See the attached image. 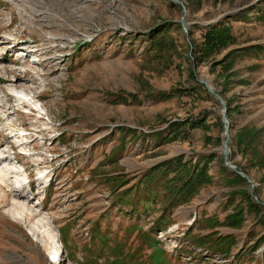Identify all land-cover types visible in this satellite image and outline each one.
<instances>
[{"label":"rangeland","instance_id":"374dc122","mask_svg":"<svg viewBox=\"0 0 264 264\" xmlns=\"http://www.w3.org/2000/svg\"><path fill=\"white\" fill-rule=\"evenodd\" d=\"M29 44L37 61L10 57ZM263 47L264 0H0V152L25 198L1 199L0 264H264ZM5 126L36 135L30 155ZM178 158L188 173L154 170ZM13 203L47 219L58 263Z\"/></svg>","mask_w":264,"mask_h":264},{"label":"bare ground","instance_id":"6f19581e","mask_svg":"<svg viewBox=\"0 0 264 264\" xmlns=\"http://www.w3.org/2000/svg\"><path fill=\"white\" fill-rule=\"evenodd\" d=\"M26 57H28V56H25V58L23 60H25ZM4 70L7 71L6 69H4ZM25 80H26L25 76H22L20 71H19V73L15 74L13 76V78L7 79L6 81L9 82L8 83V85H9L8 88L9 89L11 88V89H14V90H23V91L26 92L27 90H26V85H25V82H24ZM30 88L31 87H29L28 90H30ZM16 98H20V97L16 96ZM20 99H22V98H20ZM24 100L25 99H22V101H21L22 105L25 104L26 102H31L30 99H29V101H26V102ZM26 104H28V103H26ZM31 104H33V102L30 103V105ZM4 105L5 104H3V102L0 99L1 108ZM28 112L30 114L33 113V112H31L30 109H29ZM8 117H9V114L6 117V119ZM37 118H39V117H37ZM10 138L12 139L11 142H13L14 145L16 146L14 148L18 151V152H16L15 156H17V157L18 156L19 157L20 156L21 157H27L28 155H30V153L27 154V152H28L27 147L29 145L28 138H26V137H18V136H12ZM31 140H33V139H31ZM9 148H11L13 150V148L11 146H9ZM1 151L2 152H0V185H2L1 186L2 188H0V202H2L1 201L2 198L3 199H7V196L10 197L8 199V201L10 199L11 200L16 199V200H19V201H21V200L23 201L25 198H24V195L21 192L22 190L20 191V187L17 186L15 189L12 190V188L14 187L13 183L15 181L9 183V185H8V181L10 180V178H14L13 176L10 175V172L12 174L15 173L14 171L11 170V169H14V165L12 164V161H11V158H10V153L6 149H3V150L1 149ZM18 153H23L26 156L18 155ZM17 173H19V172H17ZM43 177L47 178V175H45V173H43V171H38L35 174V177L33 178V181L38 182V180H44L45 178H43ZM25 186H26V189H27V187H29L27 184H25ZM24 188L25 187H23L22 189H24ZM4 189H6V190H4ZM28 190H29V188H28ZM6 192L9 193V195H7V196L4 195ZM13 206H15V207H11L12 209L7 211L10 214V216L12 218L16 219V220L25 221L26 223L33 222V224H31L29 226V228H28V229L31 228L33 230L31 232V235L33 237H35L36 240H39L40 242H41V240H40L41 238H45V241L47 242V244L49 246V250H51L50 253H49L50 256H51L50 259L52 260L53 263H58V261H59V257H58L59 254L57 253V247H59L58 236H57V233L53 230V228L51 226H49V224H48L49 222L47 221V219L46 218L36 219V218L39 217V214L35 213V212L34 213L33 212H29L30 209L26 207L25 203H22V204L21 203H15V204L13 203ZM34 224H37L38 226H36ZM53 260H55V261H53Z\"/></svg>","mask_w":264,"mask_h":264},{"label":"trees","instance_id":"16d2710c","mask_svg":"<svg viewBox=\"0 0 264 264\" xmlns=\"http://www.w3.org/2000/svg\"><path fill=\"white\" fill-rule=\"evenodd\" d=\"M216 26H217V24L216 25H208V26H206V29L204 28V30H205L204 31V33H205V35H204L205 46L208 45L210 48L217 47L219 44L221 45L224 42L223 40H221V38L219 36L220 31L216 28ZM207 39H208V41H207ZM220 41H221V43H220ZM261 48L262 47H260V46L253 47V49H257V50H259ZM118 98L122 99L120 94H119ZM174 125L175 124H173V126ZM173 132H176V131L173 129ZM162 168H164V170H162L163 173L168 172V170H170V168H171L170 172L174 173V172H177L178 170H186V164H182L181 159L178 158L175 160H169V161L164 162V163H159L155 166L154 170L158 171L159 169H162ZM179 173H180V171L178 172V175H179ZM186 173H188L187 170H186ZM183 178H184V180L179 182L180 183L179 189H180V193L182 195V197H180L181 201H185V200L191 198V196L193 195V192L197 189L196 187L199 186L204 181L203 170H198V169H197V171L194 170L191 175L185 174L183 176ZM174 179L175 178L173 177L170 180L173 181ZM175 180L177 181L178 179H175ZM172 187L178 191L177 186L174 185Z\"/></svg>","mask_w":264,"mask_h":264},{"label":"water","instance_id":"95a60500","mask_svg":"<svg viewBox=\"0 0 264 264\" xmlns=\"http://www.w3.org/2000/svg\"><path fill=\"white\" fill-rule=\"evenodd\" d=\"M175 2L178 3L179 5H181L179 2H177V1H175ZM181 24H182V23H181ZM200 83L206 87L207 91H208L211 95H213L217 100L220 101V99L217 97V95H216V94H215V93H214V92H213V91H212V90L206 85L205 82H201V81H200ZM223 133H224V136H225L226 139H225V140L222 142V144H221V154H222V157H223V160H224V164H225V159H226V157H227V155H226V152H227L226 144H227V137H228V132H227V128H226L225 125H223ZM225 166H226L230 171H232V172H234L236 175H238L239 177H241V178L247 180L246 177H245L242 173H240L239 171L235 170L232 166H229V165H227V164H225Z\"/></svg>","mask_w":264,"mask_h":264}]
</instances>
